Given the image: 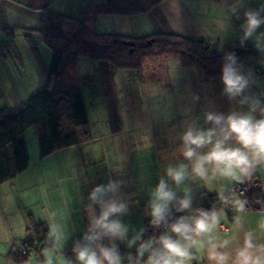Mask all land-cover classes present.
Wrapping results in <instances>:
<instances>
[{
  "label": "crops",
  "instance_id": "crops-1",
  "mask_svg": "<svg viewBox=\"0 0 264 264\" xmlns=\"http://www.w3.org/2000/svg\"><path fill=\"white\" fill-rule=\"evenodd\" d=\"M95 1L0 0V39L5 40V29L15 27L19 28L16 43L19 38L24 39L29 30L40 27L46 9L80 20L86 8ZM262 3L264 0H244L243 6L234 14L237 0H162L141 13L99 16L92 27L99 33L130 37L158 32L175 33L207 41L213 50L223 51L228 43L241 41L244 10L255 9ZM32 36L45 67H49L43 52L49 53L50 48L43 43L41 35L34 33ZM244 42L254 46L252 40ZM260 47L264 49V39L260 41ZM258 52L261 59L241 65L240 70L249 80L244 95L259 99L264 106V51ZM18 53L20 59L17 61L24 66L19 47ZM35 59L40 69L41 86L46 84V77L40 61L36 56ZM80 59L78 71L91 139L46 158H41L39 142L33 155L28 144L29 168L0 185V203L6 208L20 210L24 218L22 225L7 226L9 237L17 241L29 237V215L37 222H45L49 228L56 225L63 232V238L59 243L55 242L49 252L59 264H68L65 250L72 242L83 240L90 227V218L99 213V206L92 204L89 194L96 185H107L109 181L119 182L114 198L128 207V212L119 217L129 228L127 240L137 234L141 236L145 232V221L151 218L149 204L153 189L161 177L167 179L165 169L169 165L181 163L189 166L188 178L179 186L168 181L179 198L184 197L187 190L191 196L207 192L222 199L239 184L259 188L264 196V163L257 164L252 175L239 180L213 175L211 166L207 178L200 179L191 174V164L182 155L180 137L188 126L211 127L205 123V113L227 115L233 111H248V105L239 104L242 97L230 100L223 92L221 76L206 80L197 69H185L173 59L161 63L153 77L147 76L146 72L133 74L136 73L134 70H120L113 75L120 118V129L114 132L102 85L105 71L83 80ZM254 115L259 118L258 112ZM228 143L233 147L239 146L234 140ZM207 151L208 147L201 149V152ZM218 216L219 224L210 233L193 236L196 241L191 248L193 259L187 264H214L208 259L212 244L220 246L218 251L228 253V264H234L235 253L243 246L244 234L249 231L253 233L257 245L264 244V228L261 227L263 211L248 208L245 204V211L240 212L236 203L232 211L221 212ZM223 226L228 230L224 231ZM127 240L106 238L109 246L118 249L137 246L138 241L129 247ZM3 245L1 258L11 252L9 242ZM34 264H37L36 261Z\"/></svg>",
  "mask_w": 264,
  "mask_h": 264
},
{
  "label": "trees",
  "instance_id": "trees-1",
  "mask_svg": "<svg viewBox=\"0 0 264 264\" xmlns=\"http://www.w3.org/2000/svg\"><path fill=\"white\" fill-rule=\"evenodd\" d=\"M162 0H96L89 5L82 19L77 20L65 13L46 9L38 29L29 30L24 39L33 49L35 56L44 68L45 86L18 108L0 110V185L13 180L26 171L30 165L28 143L25 132L34 127L40 147L41 158L55 152L77 146L91 139L89 118L79 77V59L88 57L94 61L108 62L117 70H134L144 73V63L149 58L165 62L173 59L185 69H197L204 79L212 80L221 76L227 54L237 57V66L258 62L261 55L251 44L241 41L228 43L223 51L213 50L207 41L195 40L180 34L158 32L149 36L130 37L117 33H99L92 25L102 15H133L141 13ZM19 28L4 30L5 40L0 39V58L20 59L16 43ZM38 33L52 51L49 67H45L32 34ZM161 64V63H160ZM143 79H145L143 77ZM102 85L114 132L120 129V118L113 76L102 74ZM259 188L249 194L250 204L264 199ZM183 198V197H182ZM192 206L184 212L176 211V203L168 224L150 229L151 218L145 221V232L133 248L118 249L122 263L139 262L142 257L137 249L143 239L158 240L170 234V224L180 216L197 215V209L213 211L222 200L207 192L191 196ZM29 237L17 241L19 251L27 248L35 255L37 264H44V250L55 246L45 222H37L28 216ZM83 240L72 242L65 250L69 264H77L75 245ZM109 246L106 238L102 241ZM14 264H26L29 258H21L18 253L7 255Z\"/></svg>",
  "mask_w": 264,
  "mask_h": 264
},
{
  "label": "clouds",
  "instance_id": "clouds-1",
  "mask_svg": "<svg viewBox=\"0 0 264 264\" xmlns=\"http://www.w3.org/2000/svg\"><path fill=\"white\" fill-rule=\"evenodd\" d=\"M244 0H237L238 7L233 8L234 14L242 7ZM243 35L241 43L252 40L258 51L260 41L264 39V3L259 7L247 8L243 12L241 24ZM221 70L223 92L229 99L242 97L239 104L248 105L247 112H230L227 115L217 112L205 113V123L208 128L188 126L182 133L181 152L185 160L191 164V174L200 179H206L211 166L213 175L241 179L250 176L257 164L264 163V106L255 97L244 95L249 86L248 78L242 74L237 66V57L227 54ZM259 113V118L254 115ZM235 141L237 147L229 145ZM208 147L207 152L201 149ZM165 176L161 177L152 191L150 200L151 224L159 227L168 224L171 206L175 202L177 212L189 210L192 206L190 193L185 190L183 198L169 184V180L176 186L181 185L189 176L187 164L169 165L165 169ZM119 190V182L109 181L107 185H96L89 194L93 205L99 206V213L90 218V227L83 237V243L78 242L73 251L79 264H122L121 255L115 246L102 243L105 238L110 240H127L129 228L119 217L128 212L127 205L114 198ZM238 211H245V202L237 201ZM197 215L180 216L170 224V232L162 234L158 240L149 239L139 244L137 252L140 257L147 253L146 264H187L193 259L192 245L196 243L193 236L210 233L219 224V216L215 211L197 209ZM264 228V221L261 222ZM143 230H141L142 232ZM54 242L59 243L63 232L58 226H50L49 232ZM140 234L127 240L131 247L140 240ZM191 242V243H189ZM218 245L212 244L208 259L214 264H228V253L218 251ZM264 244L257 245L251 231L244 234L243 246L235 253L234 264H264ZM44 264H53L52 253L44 250ZM71 264V262H69Z\"/></svg>",
  "mask_w": 264,
  "mask_h": 264
},
{
  "label": "rangeland",
  "instance_id": "rangeland-1",
  "mask_svg": "<svg viewBox=\"0 0 264 264\" xmlns=\"http://www.w3.org/2000/svg\"><path fill=\"white\" fill-rule=\"evenodd\" d=\"M17 44L20 53L24 58V66L10 57L7 60L0 58V110L5 107H8L11 110L18 108L22 103L27 101L38 90L45 86V84L40 86V69L27 42L23 38H19ZM48 52L49 53L43 52V58L46 59L48 65H50L52 53L50 49H48ZM158 60L153 58L146 60L144 63V71H146L147 76L153 77L157 74L158 66L160 63H163L158 62ZM80 70L83 80L90 78L91 75H95V73H100V71L111 73L112 76L120 72V70L113 68L108 62L93 61L86 57L80 59ZM134 72L136 73L133 74H137L139 71ZM24 139L29 144L31 155H33L35 147L38 148V138L34 127L25 132ZM22 216L23 214L20 210L18 211L15 207L6 208L0 203V249L2 246L4 247L3 244L9 242L10 245L8 246L10 250L13 241H17V239L12 236L9 237L7 226L12 224H17V226L22 225L24 219ZM35 261V255H33L29 258L26 264H34ZM0 264L14 263L4 255L2 258L0 257ZM53 264H59L58 260H53Z\"/></svg>",
  "mask_w": 264,
  "mask_h": 264
},
{
  "label": "built area",
  "instance_id": "built-area-1",
  "mask_svg": "<svg viewBox=\"0 0 264 264\" xmlns=\"http://www.w3.org/2000/svg\"><path fill=\"white\" fill-rule=\"evenodd\" d=\"M254 190L251 186L244 185H236L234 188L230 190V192L222 198V200L215 206L214 210L217 214L221 212H230L235 207L237 201H244L248 208H256L264 212V199H258L250 204L249 194ZM155 226H151L150 229H154ZM223 230L227 231L228 229L223 226ZM170 235H174L170 233ZM149 239H143V241H147ZM12 249L14 252L18 253L21 258H30L34 255L32 251H29L27 248H22L20 251L17 248V241H13ZM147 253L142 257V259L137 263H132L127 261L126 264H146L147 261ZM123 264V263H122Z\"/></svg>",
  "mask_w": 264,
  "mask_h": 264
}]
</instances>
